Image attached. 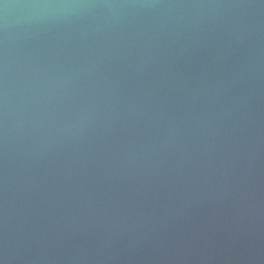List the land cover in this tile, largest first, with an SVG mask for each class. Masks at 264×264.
Here are the masks:
<instances>
[{
	"label": "water",
	"instance_id": "1",
	"mask_svg": "<svg viewBox=\"0 0 264 264\" xmlns=\"http://www.w3.org/2000/svg\"><path fill=\"white\" fill-rule=\"evenodd\" d=\"M0 264H264V0H0Z\"/></svg>",
	"mask_w": 264,
	"mask_h": 264
}]
</instances>
